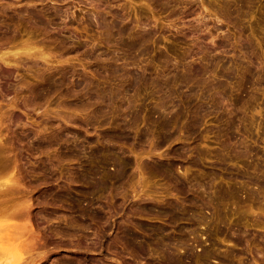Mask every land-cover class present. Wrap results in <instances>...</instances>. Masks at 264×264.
I'll return each mask as SVG.
<instances>
[{"label": "rangeland", "instance_id": "obj_1", "mask_svg": "<svg viewBox=\"0 0 264 264\" xmlns=\"http://www.w3.org/2000/svg\"><path fill=\"white\" fill-rule=\"evenodd\" d=\"M5 170L18 264H264V0H0Z\"/></svg>", "mask_w": 264, "mask_h": 264}, {"label": "bare ground", "instance_id": "obj_2", "mask_svg": "<svg viewBox=\"0 0 264 264\" xmlns=\"http://www.w3.org/2000/svg\"><path fill=\"white\" fill-rule=\"evenodd\" d=\"M240 2H242L243 0H239ZM28 49V48H27ZM27 49L25 50V52L27 51ZM34 51V50H33ZM21 52V51H19ZM23 52V51H22ZM29 52V49L28 51ZM18 53V52H17ZM15 54V55H19V54ZM31 53V51L29 52ZM6 54V53H5ZM9 54V53H8ZM28 54V53H27ZM32 54V53H31ZM4 55V54H3ZM10 55V54H9ZM13 55V53H12ZM15 55H13L15 57ZM8 56V55H7ZM6 56V57H7ZM4 58L3 56L1 57L2 60H7V58ZM11 58V57H10ZM12 59V58H11ZM9 59V60H11ZM5 62V61H4ZM7 63H10L7 62ZM182 79L183 82H185L186 84L189 83L191 81V79L187 76H184L182 75L180 77ZM43 89H47L48 91H50L52 88L51 85L47 83L44 84V87H42ZM154 111V114L157 113V111L153 110ZM137 112L133 114V120L132 121H127L126 125L125 126H128L130 124V122H134L136 119H137ZM177 116H183V112H179L177 114ZM159 117V121L160 123L162 124V126L164 128L168 127L169 124L175 119V114H172L171 117L169 116H164V115H161L159 114L158 115ZM106 164L107 162L106 161H103L101 163V165H99L96 169V174L100 175L101 176H105V175H108L109 173L106 172ZM119 163L117 162L116 165H118ZM121 165V164H120ZM120 165H118V172H122V168H120ZM7 171V170H5ZM3 172V171H2ZM10 172V171H9ZM8 171L6 172V174H2L3 176L6 177V180L4 182H1L0 183V187H6V186H10L12 187L11 185H16V180L15 178H12L11 176L13 175L11 172V176H9V178H7L8 176L7 173H9ZM120 172V173H121ZM10 175V174H8ZM15 176V175H14ZM15 181V182H14ZM18 182V181H17ZM102 181H97L94 185H90L89 187V191H95L96 187L98 185H101ZM14 185V186H15ZM33 205V204H32ZM30 206V205H29ZM30 208V207H28ZM176 216H178V214H175ZM25 221V220H23ZM28 219H27V224H28ZM31 224V223H29ZM192 224L195 225L196 224V221L193 220L192 221ZM34 226V225H33ZM33 226L31 225H26V221L25 223L23 224V222H21V224L19 223H7V224H3L0 226V264H18L19 262H21L22 260H26L28 259L29 256H32L33 255V250L31 248V246H33V243H30L32 242V240H35L34 238L31 240V238L26 234V233H31V231H34L35 229H33ZM29 227H31L30 229H33L29 232ZM34 233V232H33ZM32 235V234H31ZM28 236V239H30V241H28L27 237ZM31 245V246H30ZM161 247V245H160ZM33 252V253H32ZM208 253V251L205 252L204 255H206ZM42 257V256H41ZM40 257V258H41ZM196 255L193 254L192 252H187L185 254H179V253H176V252H173V251H170L167 255H166V258H167V261L168 263H171V264H177L178 262H187L189 264H193L194 262V259H195ZM32 258V257H30ZM35 259V257H33ZM44 258V256H43ZM33 260V259H31ZM37 260V259H36ZM41 260V259H40ZM38 260V263L39 261ZM43 260V259H42ZM26 262V261H25ZM37 262V261H36ZM44 263V262H43ZM40 264V263H39Z\"/></svg>", "mask_w": 264, "mask_h": 264}]
</instances>
